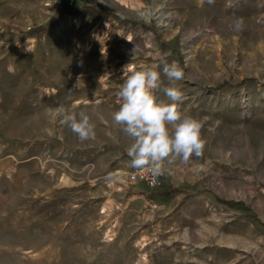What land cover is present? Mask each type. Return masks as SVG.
I'll use <instances>...</instances> for the list:
<instances>
[{
  "label": "rangeland",
  "instance_id": "374dc122",
  "mask_svg": "<svg viewBox=\"0 0 264 264\" xmlns=\"http://www.w3.org/2000/svg\"><path fill=\"white\" fill-rule=\"evenodd\" d=\"M128 64L203 122L162 189L129 180L112 121ZM0 264H264V0H0Z\"/></svg>",
  "mask_w": 264,
  "mask_h": 264
},
{
  "label": "clouds",
  "instance_id": "9594fccd",
  "mask_svg": "<svg viewBox=\"0 0 264 264\" xmlns=\"http://www.w3.org/2000/svg\"><path fill=\"white\" fill-rule=\"evenodd\" d=\"M206 2L215 4V0ZM242 23V20L238 21L236 27H241ZM127 41L131 43L130 39ZM163 73L170 81H179L184 76L183 69L175 62L164 63ZM157 90H161L170 102L158 99ZM117 96L120 104L112 113V121L131 141L126 149L131 166L137 170L147 169L153 185L162 174L164 161L181 158L187 162L191 156L202 154L205 144L201 137L203 122L180 111L184 99L182 91L176 86L161 89L160 73L153 67L133 70L126 65ZM56 112L63 113L64 110L57 108ZM63 123L82 143L96 138L95 124L83 111L65 114Z\"/></svg>",
  "mask_w": 264,
  "mask_h": 264
},
{
  "label": "built area",
  "instance_id": "2783aa9c",
  "mask_svg": "<svg viewBox=\"0 0 264 264\" xmlns=\"http://www.w3.org/2000/svg\"><path fill=\"white\" fill-rule=\"evenodd\" d=\"M69 7H74L78 4L79 0H62ZM128 178L132 183H145L152 190H158L164 188L165 185V172L162 169V174L157 177V183L152 184V177L147 169L137 170L134 169L128 173Z\"/></svg>",
  "mask_w": 264,
  "mask_h": 264
},
{
  "label": "trees",
  "instance_id": "16d2710c",
  "mask_svg": "<svg viewBox=\"0 0 264 264\" xmlns=\"http://www.w3.org/2000/svg\"><path fill=\"white\" fill-rule=\"evenodd\" d=\"M44 27L41 25V26H39V27H36L35 29H33L32 31H31V33H38V32H40L42 29H43ZM165 195H168V192L167 193H165ZM227 204H235V203H231V202H227V201H225Z\"/></svg>",
  "mask_w": 264,
  "mask_h": 264
}]
</instances>
